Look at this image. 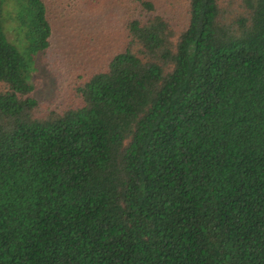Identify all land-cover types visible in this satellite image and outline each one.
<instances>
[{"label": "trees", "instance_id": "trees-1", "mask_svg": "<svg viewBox=\"0 0 264 264\" xmlns=\"http://www.w3.org/2000/svg\"><path fill=\"white\" fill-rule=\"evenodd\" d=\"M187 4L179 30L135 0L46 109L50 6L0 0V264H264V0Z\"/></svg>", "mask_w": 264, "mask_h": 264}, {"label": "rangeland", "instance_id": "rangeland-1", "mask_svg": "<svg viewBox=\"0 0 264 264\" xmlns=\"http://www.w3.org/2000/svg\"><path fill=\"white\" fill-rule=\"evenodd\" d=\"M45 1L55 27L54 44L38 58L34 95L46 109L77 106L80 99L75 94V83L82 76L102 70L118 50L124 23L130 13L135 14V0ZM153 1L175 28H184L188 0Z\"/></svg>", "mask_w": 264, "mask_h": 264}]
</instances>
